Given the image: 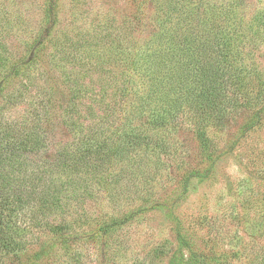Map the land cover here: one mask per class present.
Instances as JSON below:
<instances>
[{
    "label": "trees",
    "instance_id": "obj_1",
    "mask_svg": "<svg viewBox=\"0 0 264 264\" xmlns=\"http://www.w3.org/2000/svg\"><path fill=\"white\" fill-rule=\"evenodd\" d=\"M246 1L145 0L153 8L149 20L134 13L94 40L60 43L55 0H47L49 26L26 57L12 61L0 41V264H42L57 240L34 248L38 230L70 241L71 199L92 193L95 181L115 187L114 176L136 168L142 179H153L149 160L158 165L164 156L179 157L182 129L194 135L199 158L185 168L186 194L210 179L220 160L210 129L225 130L243 117L242 137L264 122V68L256 57L264 51V7L250 21L241 11ZM7 12L0 9V32L13 26ZM139 27L149 30L146 38ZM48 42L61 46L49 69L65 91L47 81L55 77L41 66ZM60 126L73 139L47 155ZM168 203L152 205L170 211ZM146 210L141 205L102 222L89 235L101 240L106 259L122 252L113 250L111 238ZM176 240L171 251L156 248L148 264H163V254H169L165 264H220L196 251L181 230ZM250 251L246 264H264L263 247Z\"/></svg>",
    "mask_w": 264,
    "mask_h": 264
},
{
    "label": "rangeland",
    "instance_id": "obj_2",
    "mask_svg": "<svg viewBox=\"0 0 264 264\" xmlns=\"http://www.w3.org/2000/svg\"><path fill=\"white\" fill-rule=\"evenodd\" d=\"M46 1L0 0V9L6 8L8 12L4 14L13 24L0 32V41L6 46L12 61L26 57L35 37L48 28L50 19L45 16ZM144 1L55 0L56 39L60 43L94 40L105 32L107 34L106 25L123 27L124 19L132 18L134 13L141 14L143 20H149L153 8ZM215 1L222 3L227 0ZM263 7L264 0H247L241 11L251 21ZM136 31L139 37L146 38L149 30L139 27ZM47 47L44 51L46 64L41 66L49 71L48 76L51 74L55 78L47 80L43 77V85H46L45 80L59 79L57 72L49 69V64L52 52L61 46L54 49L48 42ZM256 57L264 68V51H257ZM58 85L65 91L59 81ZM54 96L58 99L64 96V100L66 97L60 92H55ZM242 123L243 117H237L225 130H209L210 139L220 147V160L214 167L213 176L197 183V189L186 194L182 193L181 183L185 168L199 159L197 142L188 127L178 135L183 149L179 157L178 154L172 158L164 156L158 165L149 160L150 170L155 171L153 179H142L139 176L141 170L137 168L117 177L114 174L120 168H111V176L117 178L113 182L115 187L111 182L106 186L95 181L92 193L79 194L71 199L67 220L76 221L70 231L75 235L74 240L65 243L48 230H38L34 248L44 244L52 246L57 240L52 253L42 264H148L150 254L156 248L167 252L176 247L178 230L185 234L196 251L203 252L213 261L246 264L252 254L251 249L264 248V234L260 233V230L264 231V122L240 137ZM72 139L66 127H58L47 155L55 154L60 145ZM181 160L183 163L179 166ZM194 182L196 185V180ZM165 199L169 202L167 207L171 206L170 211L166 207L152 205L155 200ZM141 205L148 210L111 238L113 250L121 248L122 252L111 255L110 260L106 259L101 240L89 235L102 222L120 218ZM167 255L158 258L160 263L167 262Z\"/></svg>",
    "mask_w": 264,
    "mask_h": 264
}]
</instances>
